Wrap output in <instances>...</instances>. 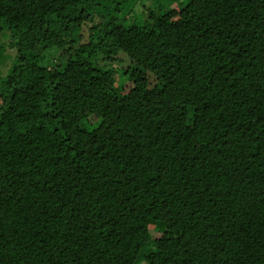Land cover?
<instances>
[{"label":"trees","instance_id":"obj_1","mask_svg":"<svg viewBox=\"0 0 264 264\" xmlns=\"http://www.w3.org/2000/svg\"><path fill=\"white\" fill-rule=\"evenodd\" d=\"M138 1L0 0V264H264V0Z\"/></svg>","mask_w":264,"mask_h":264},{"label":"rangeland","instance_id":"obj_2","mask_svg":"<svg viewBox=\"0 0 264 264\" xmlns=\"http://www.w3.org/2000/svg\"><path fill=\"white\" fill-rule=\"evenodd\" d=\"M156 0H139L135 11L130 15V19L133 22H140L143 26H149L151 20L150 16L152 13H156L159 7L155 5ZM169 8L171 16L173 18L178 17V7L176 3H171L167 5L165 9ZM85 30L81 27L74 33L76 39L79 38V33L84 32ZM0 40L2 38L0 37ZM208 46V43L203 42L200 45L199 49L203 50ZM100 58L99 62L103 64L109 71L116 72L118 74L119 80L121 79V73L119 69L128 67L130 65L129 56L124 53L119 47H117L111 39L105 41L100 45ZM15 50H11L14 52ZM119 71V72H118ZM129 87V83H126V88ZM160 234L158 232H153V237H158Z\"/></svg>","mask_w":264,"mask_h":264}]
</instances>
